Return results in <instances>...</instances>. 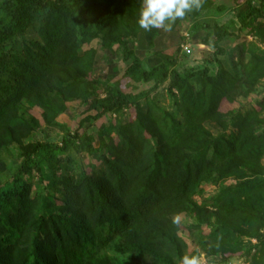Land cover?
Returning <instances> with one entry per match:
<instances>
[{
	"label": "trees",
	"instance_id": "1",
	"mask_svg": "<svg viewBox=\"0 0 264 264\" xmlns=\"http://www.w3.org/2000/svg\"><path fill=\"white\" fill-rule=\"evenodd\" d=\"M123 2L109 0L108 12L86 24L59 0H15L16 17L0 34V48L24 36L34 10L46 12L47 18L39 43L10 55L7 80L0 85V149L19 141L17 132L31 130L12 115L17 105L26 100L42 103L41 93L52 99L47 91L52 86L64 93L89 85L85 73L93 55L90 50L80 52L79 43L116 33ZM237 19L239 33L257 34L264 22V0L259 6L247 3ZM214 36L215 55L223 56L219 44L234 34L215 26ZM118 43L124 60L130 61L124 74L138 83V91L125 95L119 90L117 102L103 104L82 126L126 108L133 110V118L128 115L131 121L126 125L108 129L98 147L78 130L59 145L22 147L23 162L11 181L0 186V264H119L100 254L106 247L129 256L134 264H179L182 230L201 231L208 225V211L193 200L197 189L228 179L240 183L212 200L217 222L209 230L210 243L224 262L240 253L241 229L259 226L263 236L245 255L253 264H264V97L243 114L233 113L246 103L242 86L253 87L262 78L264 59L253 60L250 70L243 68L240 75L224 69L218 59L215 75L207 68L180 75L168 59L141 71L131 44ZM112 49V44L105 46L115 58ZM167 80L169 92L175 90L169 110L155 100ZM82 93L85 102L86 91ZM209 123L231 130L213 138L206 128ZM75 156L88 160V171ZM72 174L80 178L74 180ZM183 215L195 222L182 224L177 218ZM25 243L31 244L29 249Z\"/></svg>",
	"mask_w": 264,
	"mask_h": 264
},
{
	"label": "rangeland",
	"instance_id": "2",
	"mask_svg": "<svg viewBox=\"0 0 264 264\" xmlns=\"http://www.w3.org/2000/svg\"><path fill=\"white\" fill-rule=\"evenodd\" d=\"M59 1L68 5L75 18L86 24L93 23L95 19L104 16L109 7V0ZM260 1L200 0L201 7L199 9L187 12L183 18H178L174 22H166V24L170 23L168 29L152 28L145 31L138 24L142 0H124L117 16L119 28L116 33L105 36L104 40L93 37L87 44L79 43L80 52L85 53L90 50V54L93 55L91 67L85 73L87 84H89L86 88L61 93L52 86L47 90H51L49 95L51 98L53 97L52 99H48L45 94L41 93L43 97L39 100L42 103L26 100L13 109L12 115L19 121H26L31 130L27 133L17 132L16 136L19 141L1 147L0 186L11 181L14 173L23 162V146L33 143L59 145L63 138L78 130L79 134L85 136L87 142L92 143L93 147H98L100 138L107 134L108 129L117 128L122 124L126 125L131 121L128 115L133 118L134 112L132 109L126 108L122 112L106 113L99 121L84 123L82 126L87 116H92L104 108L103 104L117 102L116 93L119 90L125 95L134 94L138 91V83L124 74L130 61L124 60V48L118 41H128L131 44L140 60L141 71H149L166 59L173 62V69L180 75L197 72L205 68L209 70V74L215 75L217 72L215 59L220 60L224 69L232 70L238 75L243 71V68L250 70V64L253 63V60L257 62L264 59V22L261 23L262 29L257 34L255 31L249 32L247 30L239 33L240 25L237 16L246 12L247 3L259 6ZM15 17V0H0V34L14 21ZM46 18V12L34 10L33 23L24 36L0 48V85L7 80L10 55L13 52L21 51L24 47H30L33 43H39V33L46 22ZM215 26L228 29L234 34V36L227 37L220 42L219 46L224 50L223 56L215 55ZM95 30L93 29V31ZM108 44H112V50L116 54L115 58L106 52L105 46ZM240 50H244L242 64L239 62ZM169 89L170 80H167L159 86L158 94L155 97L157 105L166 110L173 107L172 94L175 90L171 89L172 92H169ZM83 90L86 91L85 97H88L85 102H81ZM242 90L246 94V105L244 104L239 109L234 110V114L240 112L243 114L246 108L252 106V102L264 97V69L262 78L253 87L243 85ZM70 94H74V97L71 98ZM58 97L61 101L57 100ZM138 102L141 106L146 104L143 100H137ZM262 116H264V111ZM259 125L260 127L263 126L262 123ZM206 128L213 138L231 130L230 128L225 130L213 123L207 124ZM112 139L117 140L115 134ZM72 154L75 155L74 152ZM75 157L79 163L84 159V156ZM87 164L88 160L86 159L83 161L82 167L88 171ZM261 174V178L264 179V157L261 160ZM71 177L74 180L80 178L78 174H72ZM239 183L238 180L228 179L215 185H200L193 200L208 211L204 218V222L208 225L201 231L182 230L180 237L184 245L183 255L202 254L203 264H253L251 257L246 256L245 253L250 246L257 244L258 238L263 236L259 226L253 231L247 228L241 229L242 246L240 253H236L238 255L231 254L224 262L222 255L219 254L220 251L213 248L208 236L209 230H212L213 225L217 222L216 209L210 206L212 200L223 189L233 188ZM177 220L185 225L195 222L187 215L179 216ZM30 243L23 245L29 249ZM100 254L113 258L119 264H134L129 256L119 254L110 247L100 250Z\"/></svg>",
	"mask_w": 264,
	"mask_h": 264
},
{
	"label": "clouds",
	"instance_id": "3",
	"mask_svg": "<svg viewBox=\"0 0 264 264\" xmlns=\"http://www.w3.org/2000/svg\"><path fill=\"white\" fill-rule=\"evenodd\" d=\"M201 7L200 0H142L138 24L145 31L170 27V23L183 18L187 12ZM179 264H203V256L184 254Z\"/></svg>",
	"mask_w": 264,
	"mask_h": 264
}]
</instances>
